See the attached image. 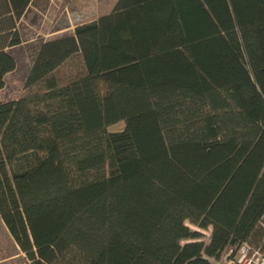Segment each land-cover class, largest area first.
Here are the masks:
<instances>
[{
    "label": "trees",
    "instance_id": "16d2710c",
    "mask_svg": "<svg viewBox=\"0 0 264 264\" xmlns=\"http://www.w3.org/2000/svg\"><path fill=\"white\" fill-rule=\"evenodd\" d=\"M33 1L0 0V93ZM114 6L39 43L23 96H0L5 229L30 264L264 256V0Z\"/></svg>",
    "mask_w": 264,
    "mask_h": 264
},
{
    "label": "rangeland",
    "instance_id": "374dc122",
    "mask_svg": "<svg viewBox=\"0 0 264 264\" xmlns=\"http://www.w3.org/2000/svg\"><path fill=\"white\" fill-rule=\"evenodd\" d=\"M118 0H34L28 12L19 21L18 32L21 44L8 49L7 53L15 59L14 72L4 77V89L1 101H14L23 96L24 82L32 65L33 56L39 43L62 37L73 36L74 28L107 16ZM80 67L79 58L69 61L61 70L65 75L75 74ZM122 122L110 126V133L124 129ZM187 226L197 230L194 226ZM209 229L202 231L203 241ZM0 264H30L25 255L17 248L15 242L5 229L0 218Z\"/></svg>",
    "mask_w": 264,
    "mask_h": 264
},
{
    "label": "built area",
    "instance_id": "2783aa9c",
    "mask_svg": "<svg viewBox=\"0 0 264 264\" xmlns=\"http://www.w3.org/2000/svg\"><path fill=\"white\" fill-rule=\"evenodd\" d=\"M209 237L210 231L206 234L204 241H207ZM213 264H264V256L258 251L252 250L247 244H242L233 256L229 255Z\"/></svg>",
    "mask_w": 264,
    "mask_h": 264
}]
</instances>
